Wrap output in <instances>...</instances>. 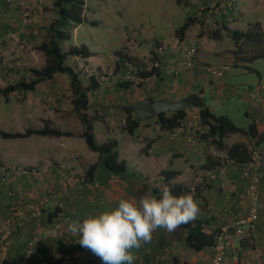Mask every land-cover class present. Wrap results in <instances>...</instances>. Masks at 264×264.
Masks as SVG:
<instances>
[{
	"label": "crops",
	"instance_id": "1",
	"mask_svg": "<svg viewBox=\"0 0 264 264\" xmlns=\"http://www.w3.org/2000/svg\"><path fill=\"white\" fill-rule=\"evenodd\" d=\"M234 1L237 5L233 17L230 15L231 19L229 17L224 19L223 14L218 12L216 13L220 18L218 21H221L228 28L239 31L246 30L248 24L255 22H259L262 29H264V10L260 9L255 12L259 9H253V5L256 4L255 0H240L243 8L250 6L249 9H245L246 14L237 8L239 0ZM36 2H40V0ZM2 16L5 17V15ZM225 20L232 23H226ZM231 24H233V27H231ZM5 25H3V29ZM81 25L74 27V34H77V30ZM37 29V27L29 26L26 27L25 31L23 30L25 32L23 33L26 39L25 42L29 45L35 44L34 37ZM1 30L0 27V37L8 28L4 31ZM74 38L70 34V39L63 42L68 43L69 47L66 48L62 44V52H66L72 46L85 45L88 47L83 41L78 42ZM221 38H223V35ZM221 38L216 39V41L213 40L211 43L207 42L205 38L201 39L198 49L202 63L228 65V63H225L228 60L225 61L222 56L225 54L224 52H230L232 48L226 51L217 49L215 42H218ZM173 49L175 48H167L168 52L158 57L164 69L158 70V75L147 78L144 81L145 83H142L141 88L131 86L128 89H119L120 93L118 95L122 99H119L120 102L116 104L118 109L114 115L117 116L118 110L120 111L116 118H113L112 114L110 116L102 114L100 117H94L89 111L92 108L95 111L96 109H106L112 105L111 90L113 89L108 87L109 84L98 81L99 88L88 93L90 108L87 113L93 118L95 141L97 144H103L110 139L117 141L119 157L125 160L129 176L116 177L102 171L92 181L86 180L85 173L88 167L98 164L99 155L89 150L85 140L80 136L83 130L80 121V123H73L74 130L70 129L67 123H52L55 128L61 131L71 132L73 134L71 137L32 135L26 138L4 139L0 136V221L13 217L17 221L18 214L20 212L23 214L19 219L16 231L7 243L5 251L2 249L5 243L0 237L2 264L18 263L24 256L27 242L34 236L41 237V241L36 245V251L47 257V261L41 264H47L58 258H62L64 264H101L97 257L80 245L73 244L66 247L62 245L61 239H50L45 235L44 214L34 217L35 207L43 199L47 201L44 200L45 203L42 207L47 210L59 209L60 215L69 214L71 216L70 223L73 220L82 222L85 218L115 208L122 198L135 200L149 192L159 197L165 186L181 185L188 189L194 187V199L199 205L200 212L193 223H201L202 232L206 234L217 233L219 235L234 217L245 214L244 190L246 181L239 168L236 164H231L222 171L218 169L221 162L227 158V150L234 144L243 143L250 150L253 140L248 136L244 135V139H238V137L236 138L237 134H230L225 137L222 149L209 143V149L202 150L200 153H192L186 146L185 141L189 137H199L197 132L202 129L199 121V109L186 110V118L182 121V125L172 131L162 130L158 123L152 121L154 119L140 122L141 125L134 135H129L124 131V107L131 106L147 97L155 100L174 101L181 99L182 96L185 97L195 93L202 98L204 96L203 87L207 84H214L215 79L207 77L203 69L198 67L178 76L169 73V68L173 66L172 59L175 60ZM89 51L91 56L88 58L67 57L71 58L69 63L71 61L78 62V66L70 64V67L79 73L80 79L82 73L88 76L92 72L96 75V66L100 68L103 64L102 57L98 56V52L90 48ZM33 52L30 54L35 58L34 64L38 63V59L44 61L40 67L42 68L46 63V58L38 50ZM122 55L128 56L125 52ZM27 57L30 59L29 56ZM66 59L64 63H66ZM118 60L116 59V63ZM248 60L241 57L239 62L233 64V66L247 67L243 61ZM33 62H30V64H33ZM107 62L104 64H107ZM229 65H232V63ZM31 68L40 69L34 67V65ZM103 69L105 68L103 67ZM123 70H120V72L123 73ZM88 72L89 74H87ZM60 80H62V83ZM82 83L84 86L89 85L86 81H82ZM169 88H172L171 92L168 90ZM216 88L217 86L214 87L213 91L220 95L221 87L218 90ZM65 89H68L69 106L72 108L69 78L66 74H56L53 79L41 82L31 93L26 92L30 94L26 95L24 100L27 111L29 108L31 111H35L34 115L26 112V121H30V123H26L27 128L41 129L43 127V123H37L39 111H45L46 107H51L50 101L53 105L55 99L61 105L63 102L61 96L65 93ZM258 95L261 111L259 117L256 118L257 120L253 122L264 128L263 87H259ZM7 113L5 116L7 117V124H16V108L12 107ZM42 119L44 121L50 120L47 115ZM32 120L35 123H32ZM5 124L0 123V125ZM172 133L177 134L178 137L170 139L169 135ZM148 143L149 146H147ZM208 159H212L217 165L206 168L204 165ZM9 166L29 167L38 174H28L25 170H23L24 172H11L8 170ZM165 171L178 172V174L166 183L162 176ZM259 174L260 205L264 214V156ZM3 177L6 178L7 183H2ZM154 188L158 190L156 194L153 192ZM228 234L233 239V250L227 253L224 264H264V245H253L250 240L235 239L231 230ZM68 235L69 237L74 236L71 233H68ZM185 236L186 232L180 227L174 232H168L163 228L156 229L152 233V239L149 243H145L139 249L132 250L136 257L134 264H209L214 254L213 248L194 251L185 243ZM72 240L74 241L73 238ZM234 250H237L236 253Z\"/></svg>",
	"mask_w": 264,
	"mask_h": 264
},
{
	"label": "rangeland",
	"instance_id": "2",
	"mask_svg": "<svg viewBox=\"0 0 264 264\" xmlns=\"http://www.w3.org/2000/svg\"><path fill=\"white\" fill-rule=\"evenodd\" d=\"M36 1L37 0H11L10 2H6L5 0H0L1 31L8 28L0 37V88L17 82L20 79H27L29 77L28 69L33 67V65L34 67L40 68L44 62L38 59V63L34 64L33 61L35 58H33L30 53L33 51L35 52L38 45L48 40L47 32L44 29L56 18L57 12L52 6L53 0ZM83 1L84 22L78 28L77 34L73 32L74 27L77 25L69 27L68 32L69 35L72 34V36L75 37V40L77 39L78 42L83 41L90 49L98 52V56L102 57L103 64L100 68L96 66V75L92 74V72H90L91 74L88 72V76L82 73L80 74V80L89 83V78L91 76H97L100 83L109 84L108 87L113 89L111 90L113 99L112 105L102 110L96 109L95 111L93 108L90 109L89 111L92 116L100 117L102 114L107 116L112 114V117L116 118L120 113L118 110L119 113L117 116L116 114L114 115L118 109L116 104L120 102L119 99H122L118 95L120 91L117 87L118 82L121 81L120 77L122 73L117 69L115 64L116 59H119V53L125 52L128 57L132 56L134 61H138L139 63L142 61L145 62L154 55V50L161 46H165L168 49L190 45L198 47L203 38H205V40L207 39L206 41L209 43L213 40L216 41V39L213 38V33L220 30L219 39L222 35L223 38L215 42V47L225 51L232 48L230 52H224L225 54L222 56L225 61L228 60L225 62L228 63V65H222H226L229 68L221 78L215 79L213 85L207 84L203 87L204 96L202 100L204 106L208 107L217 116L228 117L233 124L243 129H247L254 120H257L256 118L259 117L261 111L258 95L259 87L264 88V58H258L252 61L248 59L264 49V29L261 27V44L251 42L242 43V41L236 44L228 37L222 29L224 24L218 21L220 18L216 13L220 12L223 14L222 17H225L224 19L228 18L230 15L233 17L234 11H229L227 5L234 0ZM234 2L236 7L237 3L236 1ZM255 3L253 9L259 8L255 12H258L260 9L264 10V0H255ZM237 8L240 11H244V14H246L245 9H249L250 6L248 5L243 8L239 0ZM3 10H5V12H3ZM2 15H5V17ZM188 17H192L195 23L186 30L182 42L176 37L175 32ZM229 19L231 18L229 17ZM225 22L232 23L226 20ZM4 24L6 25L3 29ZM29 26L38 28L36 36L34 37V45H29L25 42L26 39L23 34L25 32H23V30L25 31L26 27ZM231 27H233V24H231ZM229 29L234 30V28ZM62 44L66 48L69 47L68 43ZM27 56H29L30 59ZM241 57L247 58L248 61H243L247 67L233 66V64L239 62ZM70 59L71 58L66 59V65H79L78 62L71 61L69 63ZM109 60L111 61L109 62ZM30 62H33V64H30ZM106 62L107 64H104ZM231 63L232 65H229ZM128 64L129 63H126V65ZM103 67L105 69H103ZM145 80L146 79L136 80L135 83L133 82V86L139 89L141 88L139 84L145 83ZM60 82L62 83V80H60ZM216 86L217 90L221 87L220 95L213 91ZM168 90L171 92L172 88ZM64 92L65 93L61 96V100L63 101L62 104H58L57 99H55L53 105L52 101H50L51 107H46L45 111H39L37 123H43L44 120L42 117L47 115L50 119L48 120L50 123H67L68 127L74 130L75 126L73 123L80 122L73 112V107L71 108L69 106L68 89H65ZM27 93H14L9 97L7 102L0 96V123H6L5 125H0V130L7 132H22L28 127L26 123H30V121H26V112L34 115L35 111H31L30 108L27 111L24 101L25 96L30 95ZM180 94L182 93L180 92ZM12 107L16 108L17 121L16 124H7V117L5 116ZM152 121L157 123L155 118ZM32 123H35L34 120H32ZM237 135L236 138L238 137V139L245 138L244 135ZM252 145H254V142H252ZM9 168H15L18 171L28 170L29 174H38L34 169L29 167L9 166ZM129 175L127 174V176ZM44 200L46 199L41 200L40 203L36 205V210L34 211L40 213H42L43 210L48 211L45 207H42L45 203ZM70 220L71 218L69 219V223ZM46 230L47 226L45 231ZM66 230L67 228L62 229L64 238H66Z\"/></svg>",
	"mask_w": 264,
	"mask_h": 264
},
{
	"label": "trees",
	"instance_id": "3",
	"mask_svg": "<svg viewBox=\"0 0 264 264\" xmlns=\"http://www.w3.org/2000/svg\"><path fill=\"white\" fill-rule=\"evenodd\" d=\"M52 6L56 10L57 14L56 18L50 23V25L45 27L48 40L42 42L36 47L37 50L43 53L46 57L45 65L40 69H28L29 77L27 79L23 78L17 82L0 88V96L5 102H7L9 97L14 93L34 91L41 82L53 79L56 74H66L69 78V89L72 97L71 104L73 112L83 127L80 136L85 140L88 149L99 155L98 164L88 167L85 173L86 180L92 181L93 178L95 176H99L102 171H105L108 175L126 177L128 174L127 165L125 160H122L119 157L117 151V141L110 139L103 144H97L93 134V119L87 113L90 108L88 93L99 88V80H97L95 76H91L89 78V85L84 86L79 78V73L64 63L68 56H75L79 58L90 57L91 53L89 49L85 45H80L72 46L66 52L61 51V44L70 39L68 28L71 26L81 25L84 22V1L53 0ZM194 23L195 20L192 17H188L186 21L176 30L175 34L179 41L183 42L186 30ZM222 29L236 44L239 41H242V43H262V33L259 22L249 24L245 31L230 30L226 25H223ZM219 31L220 30H217L213 33L214 39L219 38ZM258 58H264V49L253 55L249 61ZM126 63L136 66L139 64L138 61H134L131 57L119 53V60L116 63L117 69L119 71L124 69V72L129 65H126ZM158 74L159 71L154 69L152 71H142L139 73V77L147 79ZM141 84H139V86H141ZM133 85V81H120L118 82L117 87L119 89H128ZM123 111L125 114L124 131L129 135H134L141 123L135 118L131 110V106L124 107ZM185 118L186 111H180L174 114H160L157 118H155V120L162 130L172 131L173 129L180 127ZM199 121L202 129L197 132L199 135V137L197 136V139L211 143L219 149L224 147L223 141L225 137L230 134L246 135L253 140L255 146L264 144V128L257 126L255 122H252L247 129H242L233 124L228 117L215 115L206 106L199 109ZM32 135L54 137L73 136V134L69 131H61L60 129L55 128L53 124L47 120L43 122V127L41 129L27 128L22 133H6L0 131V136L4 139L26 138ZM147 146H149V143ZM227 158L237 164L245 163L250 159V151L243 143H236L227 150ZM214 165H217V163L212 159H208L206 160L204 166L206 168H211L214 167ZM177 174L178 172L165 171L162 173V176L164 181L168 183V180L177 176ZM168 188L171 190L172 194L176 196L192 194L190 189L184 188L181 185H175ZM157 191L158 190L156 188L153 189L154 194H156ZM60 213V210L56 208L48 211L43 210L41 214H44L45 216L44 220L46 226H49V224H51L53 220L60 215ZM67 215L70 217L69 214ZM180 228L186 232V236L184 237L185 243L194 251H201L206 248L214 247L217 233L206 234L202 232L201 223H193V221H191L187 224H182ZM234 238L238 239L236 237ZM243 240H250L253 245H264L263 224L259 225L253 235L241 238V241ZM236 251L237 250H234L235 253ZM47 264H64V260L62 258H58Z\"/></svg>",
	"mask_w": 264,
	"mask_h": 264
},
{
	"label": "built area",
	"instance_id": "4",
	"mask_svg": "<svg viewBox=\"0 0 264 264\" xmlns=\"http://www.w3.org/2000/svg\"><path fill=\"white\" fill-rule=\"evenodd\" d=\"M5 1L10 2L11 0ZM227 7L229 11H235L236 8L233 1L229 2ZM166 52H168L167 47L161 46L154 50V55L148 61L140 62L138 66L129 64L120 77L121 81H133L135 83L136 80L142 79L139 77V73H141L142 71H152L154 69L163 70L164 67L161 65L158 57L163 56ZM173 52L175 53V60L172 59L173 66L169 68V73H171L173 76H178L184 72H190L194 68L198 67L203 69L207 77L211 79H218L221 78L223 74L228 70V66L226 65L216 66L202 63L199 56V49L194 45L175 48L173 49ZM177 137L178 135L175 133L169 135L170 139H176ZM185 144L188 147L189 151H191L192 153H200V151L202 150L209 149L208 142L203 140L200 141L197 138L193 137H189L188 139H186ZM263 156L264 144L258 146L252 145L250 149V159L247 162L237 164L231 159L225 158L219 165L218 170L220 171L224 170L231 164H236L239 168L243 178L246 181V188L244 190L246 212L242 216L234 217L228 223V225H226L222 233L216 236L215 245L213 247L214 254L209 264H224L227 253L230 250H233V239L228 234L230 230L232 231L233 238L236 237L238 239H241L245 236L253 235L260 224H263L264 226V214L260 205L259 195V168L261 166ZM8 170H10L11 172L18 171L15 168H9ZM25 172L29 174L28 170H25ZM3 174L5 173L3 172ZM2 183H7L5 177L2 178ZM194 190V188L190 189L192 194ZM40 215V212L34 213V217H38ZM21 216H23L22 212L18 214L17 221L14 217L0 221V237L5 243L2 248L4 251L10 237L17 229V224ZM70 218L71 216L69 217L68 215H59L53 220L51 224H49V226H47V230L45 231V234H47L46 236L50 239H61L62 245H65L66 247H70L73 244L79 245L78 243H76V240L78 239L77 236L69 237V232L66 230V238H64V234L62 233V229L67 228ZM72 238L74 239V241L72 240ZM40 241V236L32 237L27 242L23 258L16 264H41L42 262H46L47 257L36 251V245ZM0 264H2L1 257Z\"/></svg>",
	"mask_w": 264,
	"mask_h": 264
},
{
	"label": "clouds",
	"instance_id": "5",
	"mask_svg": "<svg viewBox=\"0 0 264 264\" xmlns=\"http://www.w3.org/2000/svg\"><path fill=\"white\" fill-rule=\"evenodd\" d=\"M199 212L194 194L176 196L165 186L159 197L149 192L135 200L122 198L111 210L82 222L73 220L67 231L77 236L76 243L101 264H134L136 257L132 250L149 243L156 229L174 232L182 224L195 220Z\"/></svg>",
	"mask_w": 264,
	"mask_h": 264
},
{
	"label": "water",
	"instance_id": "6",
	"mask_svg": "<svg viewBox=\"0 0 264 264\" xmlns=\"http://www.w3.org/2000/svg\"><path fill=\"white\" fill-rule=\"evenodd\" d=\"M204 106L199 94H189L179 100H155L147 97L131 105L137 120L145 122L157 118L160 114H174L188 109H200Z\"/></svg>",
	"mask_w": 264,
	"mask_h": 264
}]
</instances>
